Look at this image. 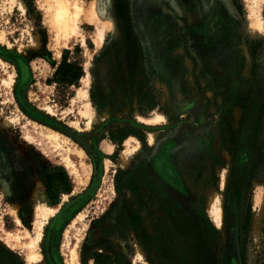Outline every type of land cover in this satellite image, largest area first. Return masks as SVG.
I'll return each instance as SVG.
<instances>
[{"label":"rangeland","instance_id":"obj_1","mask_svg":"<svg viewBox=\"0 0 264 264\" xmlns=\"http://www.w3.org/2000/svg\"><path fill=\"white\" fill-rule=\"evenodd\" d=\"M260 1L258 14L255 0H0V252L20 264H158L130 215L156 235L169 220L166 194L206 230L212 257L264 264ZM61 5L83 11L65 40L54 19ZM93 5L110 22L100 46ZM164 147L181 191L154 169ZM41 204L58 208L48 222Z\"/></svg>","mask_w":264,"mask_h":264},{"label":"trees","instance_id":"obj_2","mask_svg":"<svg viewBox=\"0 0 264 264\" xmlns=\"http://www.w3.org/2000/svg\"><path fill=\"white\" fill-rule=\"evenodd\" d=\"M174 219L176 221L178 217ZM130 221L148 254L152 256L153 252L156 253L158 264H215L205 229L193 223L175 222L178 225L176 232H168L169 235L157 232L152 236L142 229L141 218L137 213L130 215ZM213 231L216 229L212 227L209 234ZM176 236L182 239V245L174 242ZM0 259V264H20L14 255L6 252H0Z\"/></svg>","mask_w":264,"mask_h":264},{"label":"bare ground","instance_id":"obj_3","mask_svg":"<svg viewBox=\"0 0 264 264\" xmlns=\"http://www.w3.org/2000/svg\"><path fill=\"white\" fill-rule=\"evenodd\" d=\"M255 1H256V6H257V10H258V12H256V13L259 14V5H260L261 1L260 0H255ZM93 6H94V8L92 7V10H90L91 12L89 13V18H90L89 22L95 24V26H96V33H97L96 35L98 36V39L96 40V43H97L98 46H100L101 43L103 42L102 39H103V36L105 34V31H107V29L110 26V24H108L110 22H106V23L104 22V24H102L101 21L99 20V19L102 20V18H103L101 8L98 5L97 6L93 5ZM55 12L56 13H55L54 19H55L56 27L59 30L60 37L62 38L64 36L63 38L65 40L66 39L65 35H73V36H75L77 34V29L72 23L77 24L79 22V18H81L80 16L83 13V11L81 9H78L75 14H71L69 9H68V7H66L64 5L63 6L61 5V6H58L56 8ZM252 17L255 20L254 21V25H253L255 30L262 31V21H261L260 17L257 14H252ZM0 42H1V39H0ZM26 74H27L26 70H24V76H26ZM15 77H10L9 82H7L8 86L13 87V84L15 82ZM82 96L87 97V94H83ZM82 114L84 116L90 118L89 128H91L92 125H93V122H94V116L92 115V111H91L90 105H87V111L82 113ZM12 123H13L12 121L11 122L9 121V122L6 123V125L7 124L8 125H12ZM27 138L29 140L31 139V137L29 135H28ZM47 138H48V141H50L54 145V148L56 150H59L60 152H62L61 150L63 149V146L61 144V140L59 139L58 134L48 135ZM130 155L132 157L133 153L131 152ZM66 161H67V166L71 164V162H70V160L68 158L66 159ZM222 184L224 185V181H223ZM68 200H69V196L64 195L63 202H67ZM212 202H213L212 203V213L215 216L216 222L220 225L222 223V208H221V206L218 207L216 205L217 196L213 197ZM57 212H58V208H52L50 206H44L42 204L37 206V213L41 217L45 218V222L46 221L48 222L51 217H54L57 214ZM82 218H83V216L80 215L79 219H82ZM18 222L20 223V221H18ZM42 224H43V222L40 224V229H42ZM41 238H42V233H41V236L38 237V239H36V240L31 242L29 247L31 248L32 251H34L35 249L39 248L40 242H41ZM138 254H139V257L142 254L140 249H139V253ZM76 257H77V255H76V253L74 251L73 252V260L74 261L76 260ZM31 259H32L33 262H38V261L42 260V254L40 252H33L32 255H31Z\"/></svg>","mask_w":264,"mask_h":264},{"label":"flooded vegetation","instance_id":"obj_4","mask_svg":"<svg viewBox=\"0 0 264 264\" xmlns=\"http://www.w3.org/2000/svg\"><path fill=\"white\" fill-rule=\"evenodd\" d=\"M23 78H25L23 74ZM171 150V149H170ZM168 150L166 147L162 148L154 158L153 166L159 177L164 181V183L174 191H181L180 185H182V177L179 171L177 170L176 166L172 162L171 154L172 151ZM154 191L163 192V188L159 184H154ZM163 194V193H161ZM165 197V214L169 218L168 221L160 220L158 221V225H155L153 229L154 234L157 232H176L178 229V225L175 222H184V223H193L192 220L189 218L188 214L184 213L181 208H178L176 203L168 197L166 194H163ZM168 210V211H167ZM139 215V214H138ZM140 216V215H139ZM178 217V220L175 221L174 218ZM141 218V227L143 230L148 232L152 235L146 228L143 226V219ZM159 226H164V229L160 230ZM170 226V227H167ZM197 226V225H196ZM155 236V235H152ZM141 243V242H140ZM142 244V243H141ZM144 247V246H143ZM145 249V247H144ZM146 250V249H145ZM147 251V250H146ZM153 254L156 255L155 252ZM215 264H228L224 258H214Z\"/></svg>","mask_w":264,"mask_h":264}]
</instances>
